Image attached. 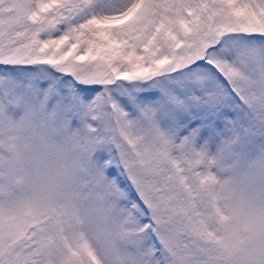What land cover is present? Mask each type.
I'll return each instance as SVG.
<instances>
[{"label":"snow or ice","instance_id":"obj_1","mask_svg":"<svg viewBox=\"0 0 264 264\" xmlns=\"http://www.w3.org/2000/svg\"><path fill=\"white\" fill-rule=\"evenodd\" d=\"M0 264H264V0H0Z\"/></svg>","mask_w":264,"mask_h":264}]
</instances>
